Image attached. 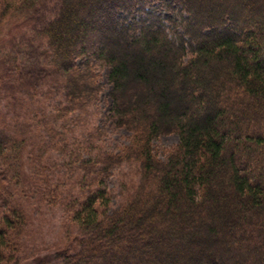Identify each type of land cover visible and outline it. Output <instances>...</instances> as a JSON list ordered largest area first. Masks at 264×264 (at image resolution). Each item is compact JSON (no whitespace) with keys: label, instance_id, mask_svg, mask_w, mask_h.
<instances>
[{"label":"trees","instance_id":"obj_1","mask_svg":"<svg viewBox=\"0 0 264 264\" xmlns=\"http://www.w3.org/2000/svg\"><path fill=\"white\" fill-rule=\"evenodd\" d=\"M6 1L5 16L16 3ZM56 1L28 36L32 56L17 44L0 52V264H18L42 207L61 264H264V0ZM157 2L177 8L169 26ZM92 66L109 69V119L130 136L79 162L64 127L98 99ZM56 94L48 109L42 99ZM169 134L178 142L161 160L152 141ZM52 143L78 157L62 189L47 177ZM123 164L136 180L114 207L103 177ZM29 189L34 217L7 198Z\"/></svg>","mask_w":264,"mask_h":264},{"label":"rangeland","instance_id":"obj_2","mask_svg":"<svg viewBox=\"0 0 264 264\" xmlns=\"http://www.w3.org/2000/svg\"><path fill=\"white\" fill-rule=\"evenodd\" d=\"M20 1L21 0H16V3L12 4L15 10L13 11L11 8L7 13L8 15L5 16L2 9L7 1L0 0V14H4V19H0V52H7L8 49L17 44L18 47L23 49L24 55L32 56L26 44L29 39L28 36H30L32 32L37 31L41 25L47 21V19H43L46 11H49L48 18L50 15L49 19L52 18L53 11L55 7H58V3L56 0H48L47 3L42 4L37 3L38 5L35 6L32 11L29 10L24 15V12H20L21 8L17 10ZM167 2L170 3L169 0H167ZM171 6L173 10L167 8L164 2L161 4L157 2L152 6L154 13L165 21L166 26H169L167 21L168 18L174 19L177 16V8L172 4ZM52 8H54L53 11H51ZM138 18L139 17H136V20H138ZM42 19L45 21H42ZM2 56L3 55L0 56V61L3 59ZM84 62L85 59L78 60V67L83 68ZM93 68L100 75L99 83L101 85V91L98 99L92 104H88L86 111L80 112L75 110L69 115H66L71 122L64 127V129H66V138L69 140L71 151L79 152V162L86 161L87 156L95 157L98 153L118 152L128 143L130 136L126 130L116 128L109 119L111 112V99L109 96L110 86L106 82L109 69L106 67L99 68L98 66ZM2 75L3 74L0 72V76ZM16 96L20 97L21 95L18 93ZM54 97V100L53 97L42 99L45 104L47 103L48 109H51L52 105L60 100V96L57 94ZM42 127L44 131L48 132L49 130V133L50 131L54 133L52 129L50 130L51 123L45 122ZM56 132H58V136H61L62 131L60 129H57ZM53 139L57 140L56 138ZM54 140L50 137L48 141L53 142ZM177 142L178 137L175 134L161 135L152 141V146L158 158L165 160L166 154L175 147ZM51 146L52 151L48 155L45 166L49 169L55 164L56 167L53 168V172L47 171V177L49 179L53 178V180L50 181L55 182L50 184L52 187L58 185L62 189V183L67 180L68 177H72L73 179V176L75 177V175L79 174L77 170L79 165L78 157L76 159V155L72 154L69 158V152L63 155V152H61L62 147L59 144L52 143ZM103 178L107 189L110 191L112 204L115 207L120 202V196L123 194L125 185H129L130 182L136 180V173L133 167L123 164L110 170L109 174ZM67 182L70 184V181ZM30 192L33 193V191L29 189L28 194ZM14 194L12 198H9L10 194L7 197L10 200V204L12 205L17 202L19 207L21 206V208L28 211L31 210V215L34 217L33 211L38 208L36 205H33L36 195L34 193L30 194V200L29 197L24 198L20 196L17 191H14ZM61 196L64 197L65 194ZM17 198L19 199L18 201L16 200ZM45 212L48 213L47 209L42 207V213L44 214L40 215V218L38 216L35 219L31 218L35 230L31 233H24V235L20 237V243L23 241V244L18 247L17 255L20 260L18 264H33L37 257V254L32 255L33 253L30 252L33 251V245H43L38 248V256L40 258L45 257L43 259V264H61V260L52 254L60 247L59 243H57L61 238L57 229L58 225L55 221L48 222L46 221L47 219L44 220L43 216L46 215ZM11 238L12 237L8 238V240ZM13 238H16V234L13 235ZM63 244H65V241H63Z\"/></svg>","mask_w":264,"mask_h":264}]
</instances>
